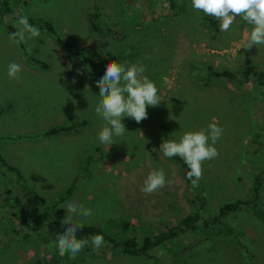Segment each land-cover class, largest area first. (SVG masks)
Listing matches in <instances>:
<instances>
[{
	"label": "rangeland",
	"instance_id": "obj_1",
	"mask_svg": "<svg viewBox=\"0 0 264 264\" xmlns=\"http://www.w3.org/2000/svg\"><path fill=\"white\" fill-rule=\"evenodd\" d=\"M175 3L171 8L167 0H12L11 13L0 17V155L24 180L0 166V264H50V251L35 240L39 232L34 219H41L42 210L30 214L28 191L56 202L47 210L50 220L63 221L67 212L61 207L76 202L93 215H73V222L107 231L127 222L141 234L177 225L193 214L199 189L205 215L250 198L252 176L264 163V95L253 83L223 79L203 85L192 73L208 66L235 73L253 66L264 72V46L246 49L251 26L239 16L228 31H221L215 19L214 30L208 24L211 16L194 10L191 0ZM18 11L40 30V37L19 45L9 39L18 30ZM94 23L98 32L91 28ZM57 37L95 58L99 76L93 77L81 58L69 57L63 68L67 64L62 58L68 56L60 53L64 49L56 44ZM26 57L48 67L37 65L36 74L22 70L18 79H10L8 65ZM113 61H141L161 103L149 106L140 123L125 117L126 133L106 146L98 140L106 123L94 111L99 102L96 81ZM210 123L224 129L214 145L219 156L203 162L199 187L193 188L180 165L159 152L158 126L165 125L168 140L178 142L184 133ZM67 125L75 127L73 132L45 134ZM161 168L165 186L145 194L148 174ZM260 195L264 198V182ZM222 223L234 234L209 230L199 242L187 239L170 250L157 248L155 254L164 264H264V223L259 217L242 210ZM62 264L152 263L101 249L94 257L78 253Z\"/></svg>",
	"mask_w": 264,
	"mask_h": 264
},
{
	"label": "clouds",
	"instance_id": "obj_2",
	"mask_svg": "<svg viewBox=\"0 0 264 264\" xmlns=\"http://www.w3.org/2000/svg\"><path fill=\"white\" fill-rule=\"evenodd\" d=\"M191 6L194 10L202 11L219 21L221 31H228L236 17H241L251 26L250 42L246 49L264 46V0H191ZM16 15L18 30L9 37L13 43L26 44L29 40L40 37V30L29 23L26 15L20 11ZM28 51L31 52L32 49L29 48ZM148 58L145 56V59ZM22 70L20 64L11 62L7 75L10 79H18ZM145 71L141 61L134 64L113 61L105 66L103 75L96 81L99 102L94 108L95 113L106 123L98 134L100 144L112 146L115 144L114 138L124 136L126 129L122 120L125 117L140 123L147 119L149 106L156 107L161 103L157 86L144 75ZM223 131L224 129L217 123H210L206 129L184 133L178 142L176 140L162 142L159 152L167 158L174 156L181 158L189 169L187 178L191 181L192 187L197 188L202 178L203 162L219 156L214 145L221 138ZM165 184L164 169H154L145 179L142 191L150 195L163 188ZM61 208L66 209L67 215L62 223L68 227L57 236L52 245L60 256L68 255L70 259H75L87 246H91L94 251L105 246L104 237L99 234L91 236L90 239L77 238V232L83 230L84 224L79 221L73 222V215L81 218L91 217L93 213L90 208L76 202H68Z\"/></svg>",
	"mask_w": 264,
	"mask_h": 264
},
{
	"label": "trees",
	"instance_id": "obj_3",
	"mask_svg": "<svg viewBox=\"0 0 264 264\" xmlns=\"http://www.w3.org/2000/svg\"><path fill=\"white\" fill-rule=\"evenodd\" d=\"M14 1V0H13ZM171 8L175 7V0H167ZM11 2L12 0H4L0 5V17H3L11 13ZM97 18V17H96ZM2 21H0V25ZM209 26L212 29H216V21L214 17H210L208 21ZM10 28V26L8 27ZM47 30L55 35L54 29L50 25H46ZM93 31L98 32L99 27L96 23L91 26ZM11 29V28H10ZM56 42L62 46L67 55L70 58L76 59L81 58L89 67L92 76L98 77L99 73L96 71V65L94 63L95 58H88L80 51L73 49L71 46L62 41L59 37L56 38ZM29 63L39 65L41 67L47 68V65L39 60L30 59L26 57ZM96 60V59H95ZM192 79L197 83H202L203 85L209 84L212 80H223L227 79L229 81L244 84V83H253L259 87L260 91L264 95V72L254 68L253 66H247L243 72L235 73L226 69L214 68L208 66L203 68L196 67L192 73ZM69 122H72V119H69ZM158 136L161 140V143L168 140V128L165 125L158 126ZM75 127L73 125L62 126L58 128L49 129L45 134L47 135H57L61 132L69 133L73 132ZM40 135H35L38 137ZM173 161L177 162L183 172L185 181L191 185V181L187 178V168L184 161L179 157L170 158ZM0 166L5 168L6 172H12L16 176L17 180L24 182L20 172L8 165L2 156L0 155ZM257 174L252 176V186L250 189L251 196L248 199L237 200L235 202L229 203L221 207L216 214L205 215L204 209L205 203L201 196L202 191L196 190L195 200L198 205V209L191 215H187L180 220L177 225L168 227L165 226L162 230L156 232H149L148 234H141L139 227H136L127 222H121L114 224L112 231H107L106 229L99 228L93 225H84L82 231L77 232V238H88L90 239L93 235H102L104 237L105 246L101 247L99 250H109L116 251L122 254L144 258L150 261L152 264H164L165 262L158 258L155 254L157 248H166L168 250L175 243H181L188 239L192 241L196 239L198 242L207 237V231H216L220 228H223L225 232L233 235L234 231L229 226H226L222 223V220L229 214H234L242 210H248L253 212V214L260 218L264 223V198L260 195V188L264 182V163L260 164ZM1 174V173H0ZM28 191V190H26ZM8 195L10 192H7ZM27 199H30L31 208L33 206L37 209L35 212H32L30 208V214L38 215V208L41 209V216L39 218L35 217V228L39 234L35 236V240L39 244L50 251L51 258L50 264H62L64 260L68 259V255L60 256L58 251L52 246L53 242L56 240L57 236L62 233L68 225L62 223V221L50 220L47 217V210L51 208L54 203H47L41 199L37 194L31 193L28 191L26 194ZM16 201L18 199H15ZM62 198H59L61 201ZM58 202V201H57ZM40 213V212H39ZM47 217V218H45ZM25 220H23L24 222ZM117 223V222H116ZM139 231V232H138ZM239 236L238 234L236 237ZM169 245V246H167ZM168 247V248H167ZM99 250L94 251L91 246L85 247L79 254L88 257H94Z\"/></svg>",
	"mask_w": 264,
	"mask_h": 264
},
{
	"label": "crops",
	"instance_id": "obj_4",
	"mask_svg": "<svg viewBox=\"0 0 264 264\" xmlns=\"http://www.w3.org/2000/svg\"><path fill=\"white\" fill-rule=\"evenodd\" d=\"M55 42H56V40H55ZM56 44L58 45V46H60L57 42H56ZM61 47V46H60ZM63 48V47H62ZM64 49V48H63ZM60 53H62V54H65V55H67V53H66V51H65V49H64V52H60ZM68 56V55H67ZM69 56L68 57H63L62 58V60H63V62H64V64H67V65H65V66H62L63 68L64 67H67L68 66V64L70 63L69 62ZM23 60V62L20 60V59H18V61L20 62L19 64L22 66V69L23 70H25L26 72H30V73H34V74H36L38 71H36V67H37V65H35V64H31V63H29L28 62V60H24V59H22ZM45 63V62H44ZM46 64V63H45ZM47 65V64H46ZM47 67H48V65H47Z\"/></svg>",
	"mask_w": 264,
	"mask_h": 264
}]
</instances>
